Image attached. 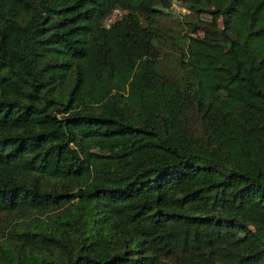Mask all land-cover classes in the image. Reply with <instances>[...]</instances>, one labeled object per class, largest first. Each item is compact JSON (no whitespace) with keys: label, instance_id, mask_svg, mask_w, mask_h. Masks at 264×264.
<instances>
[{"label":"trees","instance_id":"obj_1","mask_svg":"<svg viewBox=\"0 0 264 264\" xmlns=\"http://www.w3.org/2000/svg\"><path fill=\"white\" fill-rule=\"evenodd\" d=\"M0 264H264V0H0Z\"/></svg>","mask_w":264,"mask_h":264},{"label":"rangeland","instance_id":"obj_2","mask_svg":"<svg viewBox=\"0 0 264 264\" xmlns=\"http://www.w3.org/2000/svg\"><path fill=\"white\" fill-rule=\"evenodd\" d=\"M171 16L165 17L161 20V25L165 29H170L173 32H177L175 34L178 35V32L184 27L186 30L189 28L186 23L189 21L188 17L184 16V14H189L187 10L179 5H175L174 9L170 11ZM119 15V14H118ZM117 16V15H116ZM114 16V18L116 17ZM201 20L204 22L211 21V18L208 15H203ZM165 63L163 65V69L168 71L170 74H175L178 71L177 66V56L173 54V52H168L167 57L165 58ZM3 232V229H2Z\"/></svg>","mask_w":264,"mask_h":264},{"label":"built area","instance_id":"obj_3","mask_svg":"<svg viewBox=\"0 0 264 264\" xmlns=\"http://www.w3.org/2000/svg\"><path fill=\"white\" fill-rule=\"evenodd\" d=\"M118 14H120V12L119 11H116L115 12V14L108 20V22H107V25H110L112 22H114V20H115V18H114V16H118Z\"/></svg>","mask_w":264,"mask_h":264}]
</instances>
